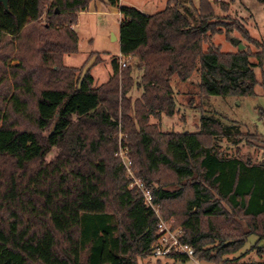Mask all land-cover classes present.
<instances>
[{"label":"trees","instance_id":"trees-1","mask_svg":"<svg viewBox=\"0 0 264 264\" xmlns=\"http://www.w3.org/2000/svg\"><path fill=\"white\" fill-rule=\"evenodd\" d=\"M107 2L121 16L120 56L135 59L140 76L120 70L113 56L98 87L91 73L103 62L98 54L82 76L83 66L65 64L78 53L73 27L90 0L0 3V264H138L150 256L158 220L128 188L119 142L195 260L262 264L241 260L264 257V160L216 149L222 139L238 145L248 136L213 118H201L195 133L160 132L149 120L174 115L172 82L194 73L201 98L252 97L257 85L264 94L254 73L264 41L219 22L210 0H168L152 15ZM223 26L261 52H221L212 39ZM133 88L141 95L132 101Z\"/></svg>","mask_w":264,"mask_h":264},{"label":"rangeland","instance_id":"rangeland-1","mask_svg":"<svg viewBox=\"0 0 264 264\" xmlns=\"http://www.w3.org/2000/svg\"><path fill=\"white\" fill-rule=\"evenodd\" d=\"M140 7L143 13L152 15L163 11L167 6V0H124ZM197 4L198 0H192ZM213 4L215 15L222 24H235L248 35L260 42L264 41V0H222L221 3L228 4L229 9L224 12L219 9V4L215 0H210ZM84 22L83 27L79 30L80 42L78 53L75 56L65 58V64L72 67L83 66L82 76L93 63L94 57L87 61L91 55V48L88 39L92 38V49H105L109 52H101L98 55L103 62L98 66L92 67L91 73L95 80V86L104 84L111 76V68L109 59L113 56L123 59L117 49V43L114 42V36L111 33L118 34L120 20L116 16H108L106 24L102 20L94 22ZM221 33L213 37L212 45L220 49L223 53H237L238 46L235 40L244 46V50L248 49L251 53H260L261 49L251 46L238 31H232L229 35L225 33L226 29L221 27ZM208 45H204L206 49ZM106 50V51H107ZM250 61L257 64L255 58ZM14 64V63H12ZM131 68V72L135 80H139L140 72L137 70V62L135 59H129L127 66ZM125 67V68H126ZM121 70V69H120ZM264 71V61L262 67L254 69L255 76L260 82L264 80L262 73ZM198 75L194 73L189 80L182 83L174 79L172 84L174 87L175 110L172 117L161 116L159 120L150 118L149 123L158 127L160 132L164 133H195L198 131L199 121L201 118H213L221 123L224 128L237 126L242 134L248 137L238 145H232L224 139L216 143V149L226 155L234 156L239 153L242 157H249L253 163L257 164L264 160V94L262 88L257 85L254 89L255 95L244 98H222L208 97L201 98L198 90ZM141 90L133 88L129 96L132 101L139 98ZM56 151H51L47 156V160L53 158ZM168 223L175 224L174 219L168 220ZM255 237H250L245 248L253 245ZM258 262L264 264V257L258 258L254 252L248 254L241 260ZM138 264H212L198 262L197 260H188L185 262L173 261L168 258L156 259L151 255L139 259Z\"/></svg>","mask_w":264,"mask_h":264},{"label":"built area","instance_id":"built-area-1","mask_svg":"<svg viewBox=\"0 0 264 264\" xmlns=\"http://www.w3.org/2000/svg\"><path fill=\"white\" fill-rule=\"evenodd\" d=\"M221 2L222 0H215ZM130 58L119 59V69L125 68ZM121 166L125 169L126 179L129 181V189H135L142 195L145 204L153 211L157 218V236L150 248V255L156 259L168 258L176 255L188 260L194 259L193 249L182 242L183 233L180 229L174 228L173 223L163 221L159 215V209L153 204L151 191L146 189L144 184L134 175L131 162L128 159L127 148L119 142V148L116 153Z\"/></svg>","mask_w":264,"mask_h":264},{"label":"crops","instance_id":"crops-1","mask_svg":"<svg viewBox=\"0 0 264 264\" xmlns=\"http://www.w3.org/2000/svg\"><path fill=\"white\" fill-rule=\"evenodd\" d=\"M168 2V0H167ZM120 5H125V6H129V7H133L135 9H137L138 11H140L141 13H143L144 11L140 9V7H138L137 5L131 3L130 1H124V0H119ZM144 15H148L147 13H143ZM108 16H116L119 18V20H121V16L119 14L118 9L116 8H112L111 6H109L107 0H90V3L87 7V9L83 12H80L77 15V24L73 27V29L75 30L77 37H78V46H79V42H80V34H79V30L83 27L84 22H94L95 25H97V21L100 19L102 20L105 24H106V19ZM112 36H114V42L117 43V49L120 53V46H119V32L118 34H114L111 33ZM93 40L92 38L88 39V44L91 48V54H99L101 52L105 53V52H109L107 50V47H105V49H92L93 47ZM107 50V51H106Z\"/></svg>","mask_w":264,"mask_h":264},{"label":"water","instance_id":"water-1","mask_svg":"<svg viewBox=\"0 0 264 264\" xmlns=\"http://www.w3.org/2000/svg\"><path fill=\"white\" fill-rule=\"evenodd\" d=\"M0 3L3 5L5 9L7 8V0H0ZM234 43L238 46V51L244 50V46L239 44V41L235 40Z\"/></svg>","mask_w":264,"mask_h":264}]
</instances>
